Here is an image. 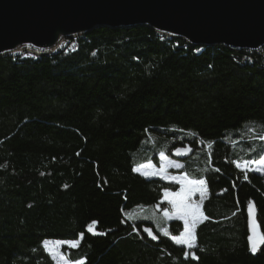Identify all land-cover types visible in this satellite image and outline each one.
<instances>
[{
  "label": "trees",
  "instance_id": "trees-1",
  "mask_svg": "<svg viewBox=\"0 0 264 264\" xmlns=\"http://www.w3.org/2000/svg\"><path fill=\"white\" fill-rule=\"evenodd\" d=\"M76 38L0 54V264H56L49 239L77 241L62 248L71 263L264 264L247 215L254 203L264 236V171L238 166L264 157L261 52L148 25ZM161 154L206 182L194 249L172 240L184 223L163 213L180 185L136 171Z\"/></svg>",
  "mask_w": 264,
  "mask_h": 264
},
{
  "label": "water",
  "instance_id": "water-1",
  "mask_svg": "<svg viewBox=\"0 0 264 264\" xmlns=\"http://www.w3.org/2000/svg\"><path fill=\"white\" fill-rule=\"evenodd\" d=\"M136 25L151 26L194 46L256 51L264 47V0H0V54L25 45L53 48L64 37L96 27ZM180 149L181 154H173L177 159L192 154ZM250 205V238L255 239L262 235L256 206ZM261 245L257 242V249Z\"/></svg>",
  "mask_w": 264,
  "mask_h": 264
},
{
  "label": "snow or ice",
  "instance_id": "snow-or-ice-1",
  "mask_svg": "<svg viewBox=\"0 0 264 264\" xmlns=\"http://www.w3.org/2000/svg\"><path fill=\"white\" fill-rule=\"evenodd\" d=\"M177 154H181L182 150L177 149ZM165 158V157H162ZM166 159V158H165ZM175 167L179 168L181 165L176 164ZM173 180L178 182L181 185V188L178 192L170 193L165 192L166 197H171L169 200V203L174 208L176 215L179 219L183 220L184 222V231L178 235L173 236L172 239L177 244H184L188 247V249H194L196 247L195 240L196 236L194 234V229L199 223L201 219H203L202 213L200 212V205L195 203L192 200V197L199 192L201 195V198H203L205 194L204 190V180H190L186 175L185 176H179V177H173ZM253 211V206L250 205L248 207V212L251 214ZM165 216H169V213L165 211ZM253 227L255 228V222H253ZM88 230L92 231L91 225L88 226ZM145 231H148L151 235L150 230L145 229ZM167 234V233H165ZM155 239V237H153ZM252 239V251H257V242L264 243V236H260L257 239ZM44 246L50 251V254H53L56 258V260L60 261V264H67V262L64 260L62 255L58 252V248L61 246L62 243H67L72 246H77L76 241H53L49 243L48 241H44ZM185 256H189V253H185ZM191 257L193 259H197L195 256V252L191 253ZM78 264H86V259L81 260L78 262Z\"/></svg>",
  "mask_w": 264,
  "mask_h": 264
},
{
  "label": "rangeland",
  "instance_id": "rangeland-1",
  "mask_svg": "<svg viewBox=\"0 0 264 264\" xmlns=\"http://www.w3.org/2000/svg\"><path fill=\"white\" fill-rule=\"evenodd\" d=\"M73 36V35H72ZM71 37V36H70ZM65 38L64 37L60 42L61 44H63L65 41ZM78 38V37H77ZM76 38V39H77ZM46 51V50H45ZM52 52V51H50ZM50 52H45L43 53V55L45 54H49ZM25 53H21L20 55H24ZM178 149V148H176ZM173 150V152L176 151ZM162 157H165V158H162ZM159 165L155 164L153 161L151 162H148V163H145L139 167L136 168V171H138L139 173H141L142 175L146 176V177H161L165 180H168V181H173V182H176L173 180V177H179V176H185L186 174L185 173H176L175 171H177L179 168L182 167V163L180 160H177L175 159L173 156H170V155H166V154H161L159 156ZM176 164H179L181 165V167L177 168L175 167ZM241 169L243 170H254V171H259V172H262L264 171V157L259 160V161H256V162H249V163H242V164H239L238 165ZM187 176V175H186ZM188 177V176H187ZM189 178V177H188ZM190 180H193L191 178H189ZM178 183V182H176ZM179 184V183H178ZM180 185V184H179ZM204 190H205V194L203 196V198L206 196V193H207V185H206V182L204 184ZM180 188H181V185H180ZM179 188V190H180ZM178 190V191H179ZM176 191V192H178ZM165 192H170V193H175L173 191H165ZM165 194V193H164ZM201 198V195L199 192H197L193 197H192V200L199 204L200 205V212L202 213V209H201V200L203 199ZM171 199V197H166L164 195V198L163 200L166 201L168 203V208L165 209L163 211L164 215H165V211H167L169 213V216H167L166 218L167 219H179L178 216L176 215V212L174 210V208L172 207V205L169 203V200ZM203 216V214H202ZM181 220V219H179ZM203 219H201L199 221L202 222ZM183 222V220H181ZM158 222V220H157ZM184 223V222H183ZM198 223V224H199ZM197 224V225H198ZM195 230V229H194ZM193 230V231H194ZM173 237V235L171 236V238ZM258 238V237H257ZM255 238V239H257ZM173 240V239H172ZM45 241H48L49 243L53 242V241H60V242H65V241H71V240H58V239H49V240H45ZM174 241V240H173ZM77 242V241H76ZM175 242V241H174ZM44 245V243H43ZM45 247V246H44ZM64 247H76V246H72V245H69L67 243H62L61 246L58 248V252L62 255V257L64 258V260L67 262V264H78V263H71L67 258L66 256L63 254L62 252V248ZM187 247V246H186ZM46 251L50 254V251L45 247ZM50 256L53 258V260L55 261L56 264H60V261L56 260L55 256L53 254H50Z\"/></svg>",
  "mask_w": 264,
  "mask_h": 264
},
{
  "label": "built area",
  "instance_id": "built-area-1",
  "mask_svg": "<svg viewBox=\"0 0 264 264\" xmlns=\"http://www.w3.org/2000/svg\"><path fill=\"white\" fill-rule=\"evenodd\" d=\"M76 39V35H73L71 37H66L65 38V42L63 44H61V42L58 43V45L54 46L53 48H36L34 46H31V45H25L23 47H19L17 49V53H25V54H36V53H39L40 51L42 50H53V52H57L58 50L60 49H64L66 48L71 41L75 40ZM263 49V48H261ZM256 50L258 52H261L263 58H264V50ZM254 50L250 51V52H253Z\"/></svg>",
  "mask_w": 264,
  "mask_h": 264
},
{
  "label": "bare ground",
  "instance_id": "bare-ground-1",
  "mask_svg": "<svg viewBox=\"0 0 264 264\" xmlns=\"http://www.w3.org/2000/svg\"><path fill=\"white\" fill-rule=\"evenodd\" d=\"M158 33H160V32H158ZM161 34H163V33H161ZM76 36H77V35H76ZM42 51H45V50H42ZM42 51H40L39 53H41ZM50 51H53V50H46V52H50ZM10 53L21 54V53H17V49L14 50L13 52H10ZM36 54H37V53H36Z\"/></svg>",
  "mask_w": 264,
  "mask_h": 264
},
{
  "label": "crops",
  "instance_id": "crops-1",
  "mask_svg": "<svg viewBox=\"0 0 264 264\" xmlns=\"http://www.w3.org/2000/svg\"><path fill=\"white\" fill-rule=\"evenodd\" d=\"M182 168V167H181ZM165 195V194H164ZM202 214H203V212H202ZM203 219H204V214H203ZM170 220H172V219H170Z\"/></svg>",
  "mask_w": 264,
  "mask_h": 264
}]
</instances>
